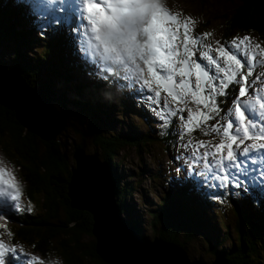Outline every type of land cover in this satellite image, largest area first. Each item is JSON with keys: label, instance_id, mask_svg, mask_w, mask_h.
<instances>
[{"label": "trees", "instance_id": "1", "mask_svg": "<svg viewBox=\"0 0 264 264\" xmlns=\"http://www.w3.org/2000/svg\"><path fill=\"white\" fill-rule=\"evenodd\" d=\"M237 1L239 4L227 22L228 28L255 34L264 45V0ZM29 12L21 0H0V68L17 72L30 88H41L51 107L57 105L70 114L66 109L68 105L80 112L79 121L84 128L78 131L93 141L95 154L108 164L123 225L131 227L142 239L151 241L145 238L142 228V224L148 222L154 237L177 244L187 253V243L199 239L228 264H264V205L260 199L252 196L251 200H246L244 208L233 209L234 236H230L228 226L216 220L222 218V213L213 210L216 199L202 195L187 175L177 178V183L166 180L157 203L144 202L145 214L131 203L133 195L138 193L139 183L121 168V155L126 148L140 152L149 141L148 135L139 132L133 123V127H127L128 132L123 131L124 127L115 130V126L122 123L116 118L119 115L112 99L105 96L107 92L100 84L91 85V81L86 80L78 82L75 78L88 72L97 73L77 53L76 33L61 28L62 33L46 31L41 36ZM132 108L130 104L124 108L130 116ZM53 113L59 118L55 111ZM104 121L109 122L107 127ZM8 130L9 139L4 143ZM67 143L61 135L50 143L25 135L14 114L0 107V144L12 159L10 161L19 163L16 170L22 174L25 195L31 202L41 200L43 206L34 214H30L32 211L22 215L14 212L9 219L0 218V229L8 226L10 220L16 222L20 228L13 241L31 247L45 260L58 252L65 264H82V257L95 264H105L95 251L91 215L70 207L68 184L73 161L65 155ZM76 150H84V144L75 146ZM156 178L154 183L158 182ZM227 198L221 196L219 199L228 203ZM210 209L216 212L215 218L209 216ZM61 235L63 239L55 246ZM83 238H89L90 242L82 243Z\"/></svg>", "mask_w": 264, "mask_h": 264}, {"label": "snow or ice", "instance_id": "2", "mask_svg": "<svg viewBox=\"0 0 264 264\" xmlns=\"http://www.w3.org/2000/svg\"><path fill=\"white\" fill-rule=\"evenodd\" d=\"M21 2L29 8V14L34 17L33 24L41 36H44L46 31L56 34L60 28L66 27L76 33L74 39L79 38L80 26L84 20L87 21L89 31L95 33L98 40L101 39V29L114 21L116 13L124 14L127 11L119 7L125 0H21ZM81 8L83 19H79ZM169 25H175L177 29L183 27L182 41L178 31L173 30ZM246 41H249L248 36L240 40L239 44L234 40L232 47L221 45L216 49L218 56L225 60L226 67L208 51L201 52L199 57L193 59L195 53L199 51V38L190 36L188 23L181 24L177 16L169 14L165 7L152 12L148 22L143 26L142 34L138 33L127 40L115 36L104 39L105 48L124 44L123 53L129 65L127 78L146 86L149 92H155V103L158 106L159 89H163L174 102L185 105L173 110L169 109L165 102L160 115L169 128L175 121L168 120L167 115L174 118L179 114L181 121H184L182 113L187 106L185 97L189 94L198 105L204 106V110L193 114L192 110L188 109L187 122L184 124L185 131L194 130L191 127L193 122L199 127L219 117L211 128L217 134L222 130L225 139L219 144L210 145L214 150L205 151L202 157L193 154L195 156L193 164H198L202 159L207 174L202 175L194 169L187 172V177L192 178L194 187L205 197L213 199L221 197V189H227L229 192L235 190L234 194L237 196L241 195L242 189L254 199H264V179H261L264 177V119H262L264 95H261L259 88L250 91L259 81V76L256 81L249 80L256 66H264V60H256L257 55L264 58V47L259 43L245 46ZM84 43L90 55L91 43L88 40ZM241 46H244L243 61L232 51V48L241 50ZM205 56L215 66V74L204 65ZM90 57L92 59L88 67L94 68L104 80H111L113 86L120 84L117 77L124 72L118 68L113 70L100 60L91 55ZM245 68L247 74L242 71ZM193 74H195L194 88L191 87L190 80ZM177 77L179 80L176 79ZM234 84L239 85L238 93L235 87H230ZM132 94L139 95L142 99L147 97L145 103L153 99L143 91V87L139 90L134 89ZM219 97H223V100L218 99ZM207 134L205 132V135ZM245 141L252 143L246 144ZM199 143L200 147H205L204 142ZM241 145H243L242 149ZM177 159L180 157L178 156ZM177 171L182 172L183 169L178 168ZM0 185L5 189L0 192V218L9 219L14 212L23 209L19 203L14 174L5 167H0ZM28 211H31L30 207ZM6 253H11L12 257L5 260ZM32 259L35 260L36 257ZM0 264H18L14 247L7 246L2 241H0Z\"/></svg>", "mask_w": 264, "mask_h": 264}, {"label": "rangeland", "instance_id": "3", "mask_svg": "<svg viewBox=\"0 0 264 264\" xmlns=\"http://www.w3.org/2000/svg\"><path fill=\"white\" fill-rule=\"evenodd\" d=\"M237 0H165V8L171 15L177 16L178 20L183 23H188L189 34L192 37H197L200 40L199 51H197L193 57L196 59L200 56L201 52L208 51L211 56L216 58L218 62L226 67V62L223 58L218 56L216 49L221 45H227L228 47H232L233 41L239 44V41L242 40L245 36L249 37V41L245 42V46L247 45H255L259 43L261 47H264L263 43L260 41L257 35L255 34H245L239 33L238 31L231 30L228 28L227 22L231 19L233 12L238 7ZM83 11L81 8V16L79 19H83ZM34 26V24H33ZM169 27L173 28V30L178 31L180 41L183 40L184 29L181 26L179 29L176 28L175 25H169ZM80 36L78 41L79 51L84 55L89 56V60L92 58L87 53L86 44L84 43L87 40L88 35L90 34L89 26L87 25V21L84 20L83 24L80 27ZM62 33V29L59 30ZM58 33V32H57ZM207 34V35H206ZM219 42V43H218ZM244 46H241V50H237L232 48V51L235 52L242 61L245 60V55L243 52ZM37 48H35L36 50ZM42 49V48H41ZM38 48V50H41ZM180 49L182 50V44L180 45ZM258 51V50H257ZM79 54V53H78ZM257 61L264 60V58L257 55ZM204 65L209 68L210 72L215 74L216 69L215 66L208 61L207 57L203 58ZM7 69V68H6ZM9 70V69H8ZM245 74H247V68L242 69ZM112 75V73H108ZM102 76V75H100ZM257 76H259V81L253 86L250 91H254L256 88L261 89V95H264V66H256L254 68L253 75L249 77V80L256 81ZM78 82L83 80H91L90 84H100L104 91L107 92L110 96L108 98L112 99L113 105L116 108L117 120L120 121L119 125L115 126V130H119L123 128L124 132H128L127 127L129 125L135 124L137 125L136 129H139V132L145 133L148 135V143L142 147V150L138 152L132 148H126L125 151L121 155V159L123 164L121 168L125 171V174L128 177H136V184L138 193L134 194L131 200V203L136 206L139 211L146 210L144 202L150 204H156L158 201V195H161L163 192V183L166 180H171L174 183L178 182L177 178H180L183 174L187 175V172L191 169H194L197 172H200L202 175H206L207 172L203 167V160L201 159L198 164H193V160L196 155L203 156L205 151H213L210 145L219 144L222 142L223 137L222 130L220 134L214 132L211 128V125H214L219 120V117L215 120H210L201 124L199 127H196V122H193L191 127L194 128L193 131L187 132L184 130V124L187 122L188 117V109H191L193 114H197L199 111L204 110L203 105H198L194 98L189 94L185 97L187 101V106L185 111L182 113L184 117V121H181L180 115L178 114L176 117H171L167 115V110H165V115H167L168 120H173L175 123L169 128L165 123V120L161 118L160 112L163 108L165 102H167L169 109H176L177 107H185L184 104H178L174 102L168 94L163 91V89H159L160 96L159 106L155 103L156 97L155 92H149L146 86H142L139 82L134 79L127 78V74L123 73L121 76L117 77L120 80V84L113 86L111 80H104L103 77L99 80V75H94V77L90 76H77ZM179 80V77L176 78ZM191 87L195 86V74L190 78ZM123 87H127V93H124ZM143 87V91L147 93L148 96L153 97L152 100H145L147 97L143 99L139 95H133V91L139 90ZM230 87H235L238 93L239 85H232ZM155 88V85H153ZM177 91L179 89L177 88ZM138 97V99L136 98ZM218 99L223 100V97H219ZM104 100H108L105 99ZM132 105L133 112L128 115V112L124 109L127 104ZM124 106V108H123ZM67 110L70 114L66 113L65 110L58 107L57 105H52V110L57 113L60 119H63L67 123V127L65 131L61 134V137L65 139L67 144V149L65 151V155L71 158L75 151V146L84 144V152L88 155L95 154L96 148L91 139L84 138L82 132L79 133L78 130H82L84 125H80V112L77 109H74L71 106H66ZM129 107V106H127ZM234 117V110L232 113ZM103 119V117H102ZM264 119V118H262ZM107 127L109 122H103ZM81 126V128H80ZM205 132L208 134L205 135ZM79 133V134H78ZM9 134V130L4 134L5 138L3 142L5 143L9 138L6 136ZM242 136V133H241ZM6 139V140H5ZM204 142L205 147H200L199 142ZM246 144H251L252 141H245ZM187 145V147H185ZM243 145H241V149ZM8 153H4L3 147L0 144V167H5L12 171L14 174L15 180L18 186L19 192V203L23 205L25 208V212L28 213V208H31L32 213L34 214L36 210H42V202L41 200L31 202L30 199L25 195L24 189L25 186L22 184V174L19 169L16 170L19 163L15 160L10 161V157L7 155ZM226 154V150H225ZM180 159H177V157ZM211 159V157H209ZM183 169L182 172H178L177 169ZM171 176H174V179H171ZM158 178V182L154 183L155 178ZM156 178V179H157ZM264 179V177H261ZM22 180V181H21ZM231 188V185H229ZM221 196H228L226 203L222 202L220 199H216V202L213 205V210L222 213V218L217 217L216 220L220 224H224L229 227L230 236H234V224L235 217L233 213V209L235 208H244L246 205V200L252 198V195H249L241 189V195L237 196L234 194V190L229 192L227 189H221ZM5 191L2 185H0V192ZM142 193V195H140ZM145 194V197H144ZM192 194H197L196 191H192ZM230 199V200H229ZM262 204L264 205V199H260ZM144 208V209H143ZM250 208V207H249ZM256 212V211H255ZM18 214V213H17ZM145 214V213H144ZM209 216L215 218V211L208 210ZM19 217V216H18ZM62 217H64L62 215ZM123 218V217H122ZM125 221V217L123 218ZM16 223H10L8 226L0 229V241H2L5 245L14 247L15 249V257L24 255L27 264H65V260L62 256L59 255L58 252L50 255V258H43L41 254L34 251L31 247L20 243L14 242V237L16 235V231L20 228V225H15ZM142 224V228L144 229V236L149 240H153L154 237L153 232L148 227V222ZM128 227V226H127ZM9 232L11 235H9ZM63 239L62 235L56 240L55 246H58V243ZM182 241V240H181ZM184 241V240H183ZM90 242L89 238H83L82 243ZM14 244V245H13ZM187 250L190 259L192 260H200L204 264H211L215 255L213 254L212 249H209V246L206 245V242L203 240L195 239L192 243H187ZM12 256L11 253H6L4 259L7 260ZM32 257H36L35 260ZM19 259V258H18ZM24 264V263H22ZM82 264H95L89 258L82 257Z\"/></svg>", "mask_w": 264, "mask_h": 264}, {"label": "water", "instance_id": "4", "mask_svg": "<svg viewBox=\"0 0 264 264\" xmlns=\"http://www.w3.org/2000/svg\"><path fill=\"white\" fill-rule=\"evenodd\" d=\"M0 107L14 114L24 134L44 143L55 142L66 123L57 118L41 88H30L15 71L0 68ZM68 198L71 209L91 215L95 251L105 264H204L192 260L186 249L161 238L142 239L123 225L114 182L107 162L98 154L76 150L72 155ZM211 264H228L221 256Z\"/></svg>", "mask_w": 264, "mask_h": 264}, {"label": "clouds", "instance_id": "5", "mask_svg": "<svg viewBox=\"0 0 264 264\" xmlns=\"http://www.w3.org/2000/svg\"><path fill=\"white\" fill-rule=\"evenodd\" d=\"M119 7L127 9L126 13L115 14L113 22L101 29V39L90 31L87 40L91 43L90 55L110 66L113 70L120 69L127 73L128 61L123 53L124 44H116L105 48L104 39L110 36L122 37L127 40L136 34H142L143 26L148 22L152 12L165 7V0H125Z\"/></svg>", "mask_w": 264, "mask_h": 264}]
</instances>
